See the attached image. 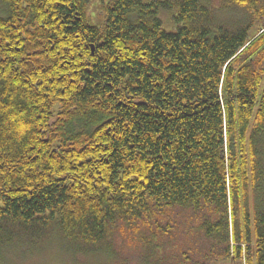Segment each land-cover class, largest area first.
I'll return each instance as SVG.
<instances>
[{
    "label": "trees",
    "instance_id": "obj_1",
    "mask_svg": "<svg viewBox=\"0 0 264 264\" xmlns=\"http://www.w3.org/2000/svg\"><path fill=\"white\" fill-rule=\"evenodd\" d=\"M91 1L0 0V259L124 229L144 264H264V0Z\"/></svg>",
    "mask_w": 264,
    "mask_h": 264
},
{
    "label": "rangeland",
    "instance_id": "obj_2",
    "mask_svg": "<svg viewBox=\"0 0 264 264\" xmlns=\"http://www.w3.org/2000/svg\"><path fill=\"white\" fill-rule=\"evenodd\" d=\"M100 1L92 0L90 3V12L92 13L91 21L93 23H98L102 19V14H100ZM209 5L222 7V18L227 22L239 20L243 17V12L239 9L228 10L225 0H208ZM226 6V7H225ZM226 9L228 11H226ZM161 16L163 18L164 24L167 28L171 29L175 24L172 21L171 15L166 10L161 11ZM191 221V219H190ZM122 229V228H121ZM175 240H170L169 238L163 237L162 240H166V247L164 254L171 258L174 254L180 252L181 247L190 248L191 251L195 252L193 257L195 259L201 260L202 254L208 249L209 241L202 238L197 234H189L188 236L184 232H175ZM145 234V233H144ZM114 238V251L116 252V257L113 260H108V258L103 255L95 256H84V255H73L72 252L67 248L60 246L59 239L52 236L48 243H44L42 247L38 250L27 251L19 249L7 250L4 254V258L0 259V264H144L148 259L149 249L148 246L141 239L128 231L118 230ZM169 240V243L167 242ZM45 245V246H44ZM152 256L149 258L152 260ZM176 261V258H171ZM172 261V262H173ZM212 264H233L232 262L226 261H214Z\"/></svg>",
    "mask_w": 264,
    "mask_h": 264
}]
</instances>
